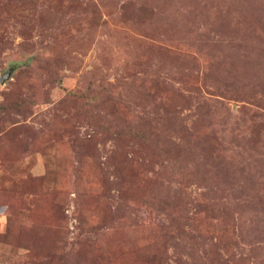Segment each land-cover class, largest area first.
<instances>
[{
  "label": "rangeland",
  "instance_id": "obj_1",
  "mask_svg": "<svg viewBox=\"0 0 264 264\" xmlns=\"http://www.w3.org/2000/svg\"><path fill=\"white\" fill-rule=\"evenodd\" d=\"M0 264H264V0H0Z\"/></svg>",
  "mask_w": 264,
  "mask_h": 264
},
{
  "label": "water",
  "instance_id": "obj_2",
  "mask_svg": "<svg viewBox=\"0 0 264 264\" xmlns=\"http://www.w3.org/2000/svg\"><path fill=\"white\" fill-rule=\"evenodd\" d=\"M13 70L12 67H9L7 70L3 72V74H0V81L3 82L5 78H8L11 74V71Z\"/></svg>",
  "mask_w": 264,
  "mask_h": 264
}]
</instances>
